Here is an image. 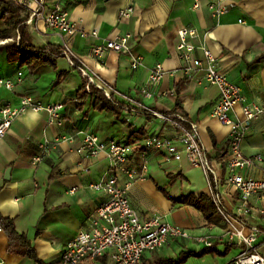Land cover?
<instances>
[{
    "label": "crops",
    "instance_id": "1",
    "mask_svg": "<svg viewBox=\"0 0 264 264\" xmlns=\"http://www.w3.org/2000/svg\"><path fill=\"white\" fill-rule=\"evenodd\" d=\"M43 1L48 7L57 4V0ZM198 1L199 7L196 8V0H63L61 6L87 34L86 37L79 33L65 39L59 33L46 29L42 22L27 23V27L34 46L64 47L67 43L74 59L90 76L158 112L179 110L180 114L197 123L202 144L214 162L217 176L223 178L226 171L224 167H219L218 160L227 155L229 128L211 115L219 92L216 87L202 81L201 74L192 80L183 77V62L177 50L178 31L182 28L197 30L198 38L190 43L213 53L222 72L241 88L248 103L264 106V0H227L230 11L219 21L211 16L208 0ZM128 7L134 8V14L128 19H121L120 11ZM5 11L6 6H1L0 77L15 79L20 72L23 79L13 91L1 88L0 102L17 106L22 98L31 96L37 103L65 102V106L61 126L49 125L45 112L30 110L19 116L5 138L0 140V216L14 221L17 231L27 236L41 260L60 264L64 246L88 228V220L104 201V195L90 186L99 182L109 169L106 155L86 158L76 152L81 137L74 143L62 141V137L82 131L98 136L101 141L128 143L132 134L138 131H144L146 136L169 132L156 118L133 109L117 115L96 110L90 99L76 103L77 92L85 80L79 69L71 67L69 57L58 59L57 70L41 65L33 72L20 65L16 54L15 60H10L12 50L9 46L14 43L15 33L10 30L11 15L5 14ZM94 30L98 33L96 37L91 35ZM128 34L131 35L132 54L143 59L142 66L137 70H132L126 53L108 51L102 57L93 54L96 47L105 45L108 40ZM196 56L200 57L201 52H197ZM157 64H161L167 74L153 88V98L145 99L139 94V88ZM62 71L69 73L55 85L57 73ZM240 107L238 105L235 110L239 115ZM143 141L134 145L140 147ZM45 142L56 143V146L43 161L34 164L40 152L39 146ZM242 149L248 157L263 156V162L248 171L252 178L263 179L264 118L252 122ZM149 160V164L157 168L149 170L145 179L131 186L128 197L133 208L142 219L161 216L164 222L186 230L192 239L171 240L164 249L151 257L145 255L143 260L176 258L181 252L207 248L195 241L201 237H210L219 254L227 251L229 246L219 239L224 232L223 224L209 226L199 211L188 206H174L158 190H166L174 199L191 193L209 196L202 171L186 160L179 165L165 163L158 153H151ZM9 169V179H6ZM194 169L199 171V177H193ZM219 193L236 215L240 207L236 192L224 185L219 187ZM229 194L236 196L233 204ZM250 205L264 210V197H253ZM248 219L250 226L264 227L262 216L253 214ZM260 243L261 253H264V239ZM175 244L178 247H174ZM8 246V237L1 231L0 264H35L25 257L9 254ZM239 253L240 249L232 246L225 255L191 258L184 264H205V258L209 256L216 264H219L218 261L230 264ZM103 263L112 264L110 253L97 261L83 264Z\"/></svg>",
    "mask_w": 264,
    "mask_h": 264
},
{
    "label": "built area",
    "instance_id": "2",
    "mask_svg": "<svg viewBox=\"0 0 264 264\" xmlns=\"http://www.w3.org/2000/svg\"><path fill=\"white\" fill-rule=\"evenodd\" d=\"M14 1L30 13L27 22L29 25L42 22L46 29L59 33L65 39H71L79 33L82 37L87 36L71 20L69 12L61 6L63 0H57V4L53 7H48L43 0ZM195 7H199L198 0ZM230 8L227 0H208V9L217 21L227 15ZM133 14L134 8L128 7L120 11L119 17L128 19ZM91 35L96 37L98 33L94 30ZM178 37L177 50L183 62V77L186 80H192L196 75L201 74L202 81L216 87L219 92L218 102L213 107L211 115L229 128L227 155L218 160L219 167H224L226 171L225 176L223 178L217 176L214 162L211 161L202 144L197 123L182 114L158 112L118 91L114 86L90 76L74 59L69 44L64 43L63 48L66 57H69L71 67L80 70L82 77L86 80L87 88L93 85L102 90L108 100L128 105L127 111L133 109L135 112L156 118L169 133L151 134L146 137L140 147L116 140L101 141L98 136L82 131H75L70 136L62 137V141L70 143L76 142L81 137L76 152L86 158L106 155L109 160V169L99 182L90 186L92 190L104 195V201L88 220V228L64 246L60 264L94 262L108 253H110L112 264H140L146 254L161 251L171 240L192 239L186 230L164 222L161 216L155 215L142 219L129 200L131 186L148 175L151 153L160 154L165 163H181L186 160L202 171L209 187V197L224 222V232L219 239L228 246L240 249V253L230 264H264V253H261L260 243L264 239V233L257 226L248 224V218L253 214L264 218V210L252 208L250 205L253 197H264V178L255 179L248 175L249 170L263 162V156L248 157L242 149L252 122L261 117L264 118V106L248 103L241 88L233 84L222 72L219 61L213 53L204 47H197L190 43L191 40L198 38L197 30L182 28L178 31ZM130 40L129 34L108 40L105 45L96 47L93 54L102 57L108 51L118 54L126 53L129 55L132 70H137L142 66L143 59L132 54ZM197 52H201L200 57L196 56ZM166 74L163 66L157 64L149 71L148 79L139 88V94L145 99L153 98V88L164 79ZM22 79L23 74L20 72L15 79L0 77V89L13 91ZM238 105L241 106L240 115L235 111ZM64 106L65 102L48 105L37 103L31 96L22 98L17 106L0 102V140L5 138L13 122L30 110L45 112L49 125L61 126L64 121L62 114ZM56 143L41 144L40 152L33 163L43 161L55 148ZM121 177H124V181H121ZM224 185L236 192L240 204L236 215L230 211L225 198L219 193V187ZM213 186L217 188L216 193ZM235 197L229 194L232 204ZM195 241L205 244L207 248L214 245L210 237L197 238Z\"/></svg>",
    "mask_w": 264,
    "mask_h": 264
},
{
    "label": "trees",
    "instance_id": "3",
    "mask_svg": "<svg viewBox=\"0 0 264 264\" xmlns=\"http://www.w3.org/2000/svg\"><path fill=\"white\" fill-rule=\"evenodd\" d=\"M1 6H6V11L4 13L11 15L10 30L15 33L14 43L9 46L12 50L10 60H15L14 57L16 56H14V54H16L17 59L20 61V65L26 66L31 72L36 70L37 67L41 65H47L54 70H57L58 59L66 58L65 49L63 47L53 45H47L42 48L34 46L33 38L28 32L27 27V21L29 19L30 13L14 0H0V7ZM68 73L69 72L65 71L58 72L55 85H58L60 81L64 80ZM87 99H90L93 107L100 112H114L119 115L123 111H127L128 107V105L125 103L108 100L105 97L104 92L93 85L87 88L85 80L83 86L77 92L76 103H82ZM173 113L180 114L179 110H175ZM146 137L147 136L144 131H138L132 134L128 143L134 144L141 142L145 140ZM228 149L229 146H227V151ZM158 190L162 192L163 195L169 201H171L174 206H188L199 211L209 226L224 225V222L219 215L214 202L208 195L202 194L200 196H196L195 194L191 193L189 195L182 196L179 199H174L171 198L166 190L162 188H158ZM213 190L215 193L217 192V188L215 186H213ZM0 225L2 227V231L6 233L9 240V254H16L21 257H25L33 261L35 264H50L44 262L38 257L37 251L33 248L27 236L17 231L13 220L2 218L0 216ZM257 227L261 232L264 233L263 226ZM230 249L231 247L229 246L227 251ZM227 251L219 254V252L216 250V247L213 245L210 248H203L199 251L181 252L176 258L164 257L151 261L142 260L140 264H184L191 258H203L207 255H225Z\"/></svg>",
    "mask_w": 264,
    "mask_h": 264
},
{
    "label": "rangeland",
    "instance_id": "4",
    "mask_svg": "<svg viewBox=\"0 0 264 264\" xmlns=\"http://www.w3.org/2000/svg\"><path fill=\"white\" fill-rule=\"evenodd\" d=\"M176 164V163H175ZM176 165H179V163H177ZM155 168H157V167H155L154 166V164L152 165V164H149V170L150 171H153ZM195 170V169H194ZM156 172H159V170L158 169H156ZM199 171L198 170H195V172L194 173H192L191 175L194 177V178H196V177H199V175H200V173H198ZM159 182V181H158ZM174 247L176 246V247H178L177 246V244H175V245H173ZM184 250H188L187 248H185ZM171 253V252H170ZM147 256H150L151 257V255L152 254H146ZM156 255V254H155ZM158 255V254H157ZM149 257V258H150ZM153 258H155V257H153ZM193 262H195V263H197L198 261H193ZM218 263L219 264H221V261H218ZM205 264H216V261H214V258L212 257V256H209V257H206L205 258Z\"/></svg>",
    "mask_w": 264,
    "mask_h": 264
},
{
    "label": "water",
    "instance_id": "5",
    "mask_svg": "<svg viewBox=\"0 0 264 264\" xmlns=\"http://www.w3.org/2000/svg\"><path fill=\"white\" fill-rule=\"evenodd\" d=\"M9 175H10V169L6 173V179H9Z\"/></svg>",
    "mask_w": 264,
    "mask_h": 264
}]
</instances>
